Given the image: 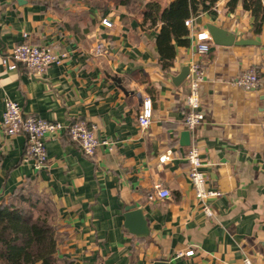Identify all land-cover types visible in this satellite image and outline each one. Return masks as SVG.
<instances>
[{"label": "crops", "instance_id": "0c3cea01", "mask_svg": "<svg viewBox=\"0 0 264 264\" xmlns=\"http://www.w3.org/2000/svg\"><path fill=\"white\" fill-rule=\"evenodd\" d=\"M147 1L0 0L2 52L28 34L29 42L66 54L42 76L8 69L0 59V204L30 187L45 192L58 255L79 264H264V30L255 33L242 2L229 11L228 0H218L211 11L193 16L190 45L176 44L167 71L157 47L161 23L143 17ZM209 24L252 43L226 46L211 39L210 50L199 53L196 34H209ZM193 61L205 69L206 115L194 135L185 125L187 78L177 85L170 76ZM248 69L256 70L258 85H234ZM7 98L25 114L95 126V154L85 155L65 132L52 134L48 166L36 171L24 160L26 137L4 131ZM146 98L154 113L143 130L138 117ZM193 141L210 185L223 193L209 201L214 217L203 210L189 178ZM156 185L171 195L157 196ZM129 206L142 210L147 236L126 227ZM189 250L194 253L186 255Z\"/></svg>", "mask_w": 264, "mask_h": 264}, {"label": "built area", "instance_id": "2783aa9c", "mask_svg": "<svg viewBox=\"0 0 264 264\" xmlns=\"http://www.w3.org/2000/svg\"><path fill=\"white\" fill-rule=\"evenodd\" d=\"M103 23L111 26L112 23L104 19ZM188 27H192L193 16L185 20ZM28 34H24V40L16 44L8 52L0 50V59L2 64L8 69H18L23 67L30 73L42 76L52 64H60L66 57L65 53H56L51 47L33 44L27 40ZM197 49L199 53H207L211 46V36L207 32L196 34ZM205 69L198 61L190 64L189 74L187 76L188 90L185 97L188 110L185 114V125L194 135L197 126L206 119L205 112L201 103V84L204 80ZM259 76L255 69H248L241 73L233 84L244 89H251L258 85ZM153 102L151 98L143 100L139 113V124L141 129L149 127L153 117ZM2 125L8 135H24L27 139V148L24 154V160L33 161L34 169L39 171L48 166L47 157V137L59 132H65L70 140L76 142L80 150L87 156L95 154L99 146V139L95 133L96 127L89 125L85 120H75L68 124L60 121L44 119L34 114H25L18 102L7 98L2 114ZM187 160L190 164L189 178L191 180L195 195L200 202L205 213L214 217L215 212L211 208L209 201L221 196V190L210 185L208 177L204 171L206 164L201 155L196 141H193L188 153ZM157 196L165 198L171 195V192L156 185ZM193 250L186 252V255L193 254ZM246 264H251L246 259Z\"/></svg>", "mask_w": 264, "mask_h": 264}, {"label": "trees", "instance_id": "16d2710c", "mask_svg": "<svg viewBox=\"0 0 264 264\" xmlns=\"http://www.w3.org/2000/svg\"><path fill=\"white\" fill-rule=\"evenodd\" d=\"M129 5L136 0H114ZM218 0H149L143 17L152 24L160 22L157 47L164 70H169L176 56V44L190 45V30L185 20L211 11ZM239 2L250 11L255 33L264 30V0H228L229 11ZM32 193L19 191L0 204V264H79L58 255L59 234L53 223V210L38 209L39 200Z\"/></svg>", "mask_w": 264, "mask_h": 264}, {"label": "water", "instance_id": "95a60500", "mask_svg": "<svg viewBox=\"0 0 264 264\" xmlns=\"http://www.w3.org/2000/svg\"><path fill=\"white\" fill-rule=\"evenodd\" d=\"M207 29L209 31V34L211 36V39L215 44L218 45H243V44H249L252 43V41L247 40H236L235 36L231 33H228L223 28H220L218 26L209 24L207 26ZM189 68L190 64H184L181 66L180 72L176 75H170L172 78V81L179 85L181 82L186 80L188 74H189ZM184 136H186V139L188 141V144L190 142V132L186 131L184 133ZM125 225L126 227L133 233L139 235V236H147L149 234V227L147 225L146 218H144L142 210L136 208L135 206H129L127 207V212L125 214ZM155 264H167L165 261H156Z\"/></svg>", "mask_w": 264, "mask_h": 264}, {"label": "rangeland", "instance_id": "374dc122", "mask_svg": "<svg viewBox=\"0 0 264 264\" xmlns=\"http://www.w3.org/2000/svg\"><path fill=\"white\" fill-rule=\"evenodd\" d=\"M28 193H32V200H39L38 204V209H43V210H50L51 208V202L48 197V195L43 192V191H37V188L35 187H30L27 191Z\"/></svg>", "mask_w": 264, "mask_h": 264}]
</instances>
